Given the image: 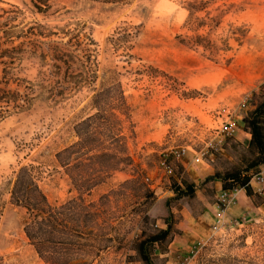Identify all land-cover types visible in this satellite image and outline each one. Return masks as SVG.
<instances>
[{"label":"rangeland","instance_id":"obj_1","mask_svg":"<svg viewBox=\"0 0 264 264\" xmlns=\"http://www.w3.org/2000/svg\"><path fill=\"white\" fill-rule=\"evenodd\" d=\"M75 34L81 43L69 46ZM49 44L78 56L83 65L72 68L79 74H53L52 61L40 57ZM261 83L264 0H0V85L29 97L0 119L1 262L47 264L25 236L24 209L10 202L16 171L31 165L50 204L81 200L89 212L68 219L84 234L61 264H142L135 243L162 226L170 183L191 180L181 159L225 140L214 168L241 163L246 146L236 137L245 130L237 127ZM93 114L65 173L55 154L77 142V123ZM229 126L234 135L226 134ZM106 129L117 138L112 146ZM168 206L180 216L175 201ZM90 230L113 240L93 241ZM166 254L154 264H167ZM170 256L169 264H264V208L213 226L184 257Z\"/></svg>","mask_w":264,"mask_h":264},{"label":"trees","instance_id":"obj_2","mask_svg":"<svg viewBox=\"0 0 264 264\" xmlns=\"http://www.w3.org/2000/svg\"><path fill=\"white\" fill-rule=\"evenodd\" d=\"M35 7L40 10V6L36 3ZM33 27H28V30L34 35H41V31L34 33ZM25 34V33H23ZM69 46L77 47L81 43L80 36L71 35L68 40ZM17 47L11 46L6 48L7 53L15 50ZM42 60L50 59L52 61V73L63 71L66 76L73 74L72 66L74 64L83 65V61L69 51L64 46L58 44H49L47 52H40ZM85 57V56H84ZM87 58V56H86ZM79 72H74V74ZM82 76V75H80ZM79 76V77H80ZM260 94L255 103L252 104L245 115L242 117V126L249 134L248 143L246 145V153L241 156V163L231 168L222 171L216 170L213 175L206 177V180L216 178L221 183L222 189H230L235 186L242 187L248 195H254L250 186L251 177L264 166V83L258 87ZM30 90V87H29ZM99 93H96L93 98V107L96 108L98 103H94ZM29 102L27 94L20 93L17 90L8 89L6 85H0V119L5 117L9 108H22ZM97 114L90 115L86 119L77 123L78 140L73 146H66L59 150L56 154L58 164L67 173L70 170L68 163L69 156L73 152L80 153L83 146L84 130L83 126L96 117ZM105 137L109 138V144L112 146V141L117 138L110 129L104 132ZM75 150V151H74ZM108 148L103 147V153H107ZM81 161H77L80 164ZM116 169V165H105L104 168ZM91 179L89 183L94 185L95 182ZM76 185H81L80 179L75 181ZM173 196L165 203L166 214L161 218L162 226L155 227L148 233L142 231L140 238L134 245L133 249L138 256V260L142 264H154V258L158 254H166L169 250V244L173 239L175 233L178 232L176 224L179 217H175L172 210H170V201H175L176 209L182 208V203L191 200L195 184L181 175L178 180L172 181L169 187ZM10 202L15 206L21 207L25 211V220L23 229L25 236L39 252L47 259V264H61L60 261L67 258L70 250L73 248L72 241L76 239V245L79 240L83 239V231H81L79 224L71 225L68 219L78 220L81 215H88L89 212H82L85 205L81 200H72L60 206H53L47 200L45 194L38 185L37 178L34 175V167L31 165H23L18 168L12 180L9 190ZM153 196V193H151ZM172 199V200H171ZM78 222V221H77ZM89 239L95 241L96 239L110 242L113 240L112 236L97 237V234L92 230L87 231ZM75 249L79 248L75 247ZM59 261V262H57ZM0 264H3L0 259Z\"/></svg>","mask_w":264,"mask_h":264},{"label":"crops","instance_id":"obj_3","mask_svg":"<svg viewBox=\"0 0 264 264\" xmlns=\"http://www.w3.org/2000/svg\"><path fill=\"white\" fill-rule=\"evenodd\" d=\"M241 129L242 122L237 127L238 131H241ZM236 139L246 146L249 134L243 131V137L239 138L237 136ZM215 157V155H206L196 159L195 156L192 157L190 155L181 159V165L189 173L196 189L191 200L184 202L183 207L179 210L180 216L176 224L178 232L173 236L169 244V250L165 255L168 257L166 260L167 264L171 260L170 254L174 256L172 259L179 256L184 257L190 246L206 239L215 225L217 216L215 196L221 188V183L216 178L208 179L205 182L206 177L213 175L214 171L219 170L215 169L212 164ZM260 169H264V166H261ZM250 186L254 195H248L243 188L238 189L235 193V202L225 209L222 214L224 222L238 223L248 215L264 208V191L259 194L252 183ZM256 194L262 196L258 203L254 199ZM174 263H176L175 260Z\"/></svg>","mask_w":264,"mask_h":264},{"label":"built area","instance_id":"obj_4","mask_svg":"<svg viewBox=\"0 0 264 264\" xmlns=\"http://www.w3.org/2000/svg\"><path fill=\"white\" fill-rule=\"evenodd\" d=\"M235 129L229 126V131L226 132L228 135H234ZM225 143V140H219L218 145L212 146L209 151H207L204 154H201L200 156H195L196 159L199 157H204L206 155H215L217 153H220L222 150V146ZM176 158H180L185 155V149H181L180 151H177L174 153ZM165 170L167 173L171 174L173 172V169L168 164L164 165ZM252 183L253 187L256 189L257 193H262L264 191V169H260L257 173H255L251 179L250 184ZM240 186H235L230 189H222L220 188L215 196V207L217 216L215 218V225L214 228L218 225H230L232 223L224 222L222 218V214L231 204H233L236 200L235 193L238 189H241Z\"/></svg>","mask_w":264,"mask_h":264}]
</instances>
